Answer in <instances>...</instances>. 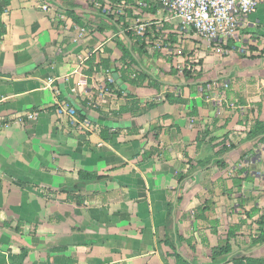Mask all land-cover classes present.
I'll return each mask as SVG.
<instances>
[{
  "label": "crops",
  "instance_id": "0c3cea01",
  "mask_svg": "<svg viewBox=\"0 0 264 264\" xmlns=\"http://www.w3.org/2000/svg\"><path fill=\"white\" fill-rule=\"evenodd\" d=\"M104 1L106 8L113 4L122 12L131 9L120 6L124 0ZM46 4L52 8L49 12L42 9ZM73 4L92 30L83 31L64 8L47 0H13L1 17L6 34L0 40V264H233L234 258L264 257V245L249 242L257 226L248 221L233 241L232 253L216 261L211 258L214 248L226 245L230 225L244 220V212L264 207V145L250 140L237 125L264 121V0L241 41H231L234 50L182 31L180 22L156 0L138 1L140 9H133L137 17L129 20L131 27L173 28L164 33L176 34L178 44L173 48L186 52L175 56V49L166 48L161 52L174 56L173 61L160 60L178 70L184 65L192 69L188 61H201L192 70H202L204 80L214 84L206 90L210 94H201L191 81L174 84L156 77L159 90L148 87V82L128 87L141 101H163L167 92L189 101L165 102L136 118L105 117L86 106L103 91L105 79L87 76L83 64L92 55L114 63L121 53L112 31H96L103 20L95 0ZM179 59L186 62L176 66ZM149 61L153 63L143 61L145 68ZM104 94V104L98 100L97 104L105 112L116 109L121 100ZM59 96L72 104L64 105L83 111L94 132L76 130L69 118H59L49 109L58 106ZM194 107L197 115L190 117ZM99 127L141 131L105 142ZM207 130V141L197 147L199 133ZM228 132L235 148L222 158L228 169L221 171L215 165V145ZM213 137L217 142L210 143ZM151 146L164 154L140 163L137 156ZM187 160L211 163L190 169ZM243 169L253 182L245 183L241 192L227 194L235 172ZM80 171L108 179L85 183L79 205L61 191L80 184ZM177 171L186 174L181 184ZM207 200L215 203L207 216L219 222L217 233L212 223L195 217Z\"/></svg>",
  "mask_w": 264,
  "mask_h": 264
},
{
  "label": "trees",
  "instance_id": "16d2710c",
  "mask_svg": "<svg viewBox=\"0 0 264 264\" xmlns=\"http://www.w3.org/2000/svg\"><path fill=\"white\" fill-rule=\"evenodd\" d=\"M13 0H0V40L6 34V27L1 20L2 15L7 11L10 7L11 2ZM59 8H64L66 10V15L69 19L74 22L76 26H78L83 31L92 30V24L89 22H84L83 18L80 17L76 13L77 6L73 4L75 0H47ZM113 3H120L122 0H110ZM127 6H130L131 9H125L123 12L118 9H112L114 11L113 14H108L109 10H106V5L104 0H95V2L99 5L93 6L96 8L97 12L102 17L101 24L97 27V32L106 33L112 31L114 33L113 41L116 45V48L120 51L121 56L115 60L113 63L110 58H102L99 59L92 55L90 59H88L83 65L87 66L88 69L84 71V73L91 77L94 74H99L100 77L105 79V86L103 88L104 93H110L116 95L120 102H117L116 109L108 108L109 110L105 112L101 105L97 104V98L99 92L96 93L95 97L91 102L86 104L87 107L91 108L93 111L105 115V117H109L112 114L126 115L130 114L132 117H142L147 113L155 110L163 103L167 102L171 105H187L189 101L181 95H177L175 93L167 92L164 96L163 101L154 100H146L141 101L138 96L130 93L128 87L140 88L143 87L146 82H148V87L155 88L157 90L160 89L159 81L154 78L153 75H150L148 70L143 65V61L146 60H160V58L166 59L168 62L172 63L173 57L170 55H165L161 52V50L166 48L175 49V56H185L186 52L183 50H179L175 47L178 44V39L176 34H165L164 31L169 29L173 30V28H163L159 29L156 26H152L147 29L145 32H138L132 29L131 24L129 22L130 19L134 18L133 9H140L137 5L138 1L145 0H124ZM66 4L67 6H64ZM137 17V16H136ZM135 17V18H136ZM134 18V19H135ZM104 19L109 23L106 24ZM219 48H222L219 47ZM227 50H234V45L230 42L226 47H223ZM253 49V48H252ZM105 52L108 54H112V52L106 48ZM202 62L199 61L196 65H201ZM195 64H192V69ZM187 68V65H184L182 70L171 69V75L173 77L183 78L186 82L192 81L196 87L201 91V94H204L210 85H213L214 82L209 80H204V72L196 71ZM217 87L216 90H222V88ZM204 97V96H203ZM71 104L68 100L59 96L58 106L64 104ZM87 103V102H86ZM58 106H53L49 108L50 110L56 111ZM197 115L196 108L194 107L193 111L190 113V117H195ZM87 116L84 115L83 111H76L77 120L83 122L86 121ZM71 122V121H70ZM229 122V121H228ZM237 125L240 127L242 133H246L247 137L250 140H257L259 144L264 143V121L256 120L250 124V121L247 120L246 123L238 122ZM157 127H153L151 131L156 132ZM141 128L134 127L129 128L127 130L113 129L110 127H99L98 132L100 138L105 142H110L119 139L120 137H135L140 135ZM125 132V133H123ZM232 132H228L215 147L218 149L215 153L216 162L215 165L219 168V170L224 171L228 169V164L223 160L225 154L230 152L235 148L234 142L229 138V135ZM208 130L199 133V136L196 140L197 147H200L207 141ZM217 142V139L214 137L210 139V143ZM163 150H160L158 147L151 146L146 149L143 153L137 156V160L142 163L152 158L163 155ZM245 156H242L241 160L245 159ZM211 161H198L196 164L192 160H187V165L190 169L195 168H207L210 165ZM246 170H238L235 172V176L232 178L233 188L226 191L227 194H233L234 191L241 192L243 190V186L245 183L253 182V177L247 175L245 176ZM176 178L179 184L183 183L186 178V174L183 171H177ZM108 179V176H102L97 173L80 171L79 172V180L80 184H77L71 188H67L62 190V193H66L68 195L69 200L75 201L77 204L82 203V186L85 183L98 182L102 180ZM215 205L214 202L207 200L201 204L196 209V218L198 220L204 221L206 223H212L214 228V233H217V228L219 222L217 220H209L207 214L210 212L212 207ZM173 211V206L169 205L168 208V219H170ZM245 219L238 221L236 224H232L229 226L227 230V241L225 246H219L214 248L211 251V258L213 261H216L218 258L222 256H228L232 253L233 241L236 240L239 236H241V232L245 226L248 225V220H253V223L258 226L257 233L250 236V244L255 245H264V207H254L248 212H244ZM178 241L182 242L184 239L178 236ZM188 244L191 245L192 241L187 240ZM233 264H264V257L262 258H246L239 257L231 260Z\"/></svg>",
  "mask_w": 264,
  "mask_h": 264
},
{
  "label": "built area",
  "instance_id": "2783aa9c",
  "mask_svg": "<svg viewBox=\"0 0 264 264\" xmlns=\"http://www.w3.org/2000/svg\"><path fill=\"white\" fill-rule=\"evenodd\" d=\"M161 8L171 15V18L180 22L182 31H193L210 45L227 46L231 41H241L242 32L249 30L250 18L256 13L262 0H156ZM108 4H110L108 2ZM142 5V3L140 4ZM96 6L99 5L96 3ZM110 4L106 10L113 14L115 7ZM125 7V3L120 4ZM42 9L49 12V4ZM146 24L136 25L132 28L138 32H145ZM227 87V85L225 86ZM104 92L98 95V102L104 104ZM59 118L67 117L76 130L85 134L94 132V127L86 120L79 121L76 111L68 105H59L56 109ZM35 116H29L34 119Z\"/></svg>",
  "mask_w": 264,
  "mask_h": 264
},
{
  "label": "rangeland",
  "instance_id": "374dc122",
  "mask_svg": "<svg viewBox=\"0 0 264 264\" xmlns=\"http://www.w3.org/2000/svg\"><path fill=\"white\" fill-rule=\"evenodd\" d=\"M179 61H180V63L176 64V66L182 65L183 62H186L182 59H179L178 62ZM198 62L199 61L191 63L190 61H188V65L192 66V64H198ZM146 69L148 70L149 74H152L156 78H159L162 80H169L170 82H173L174 84L188 83L182 77L178 78V77H173L171 75V66L169 65V63L166 60H156V61H153V63L151 61H149L147 66H146ZM192 83L193 82L191 81V84ZM208 94H210V93H208ZM262 145H264V143ZM248 221H252V224H253V220H248ZM257 229H258V226H257Z\"/></svg>",
  "mask_w": 264,
  "mask_h": 264
}]
</instances>
